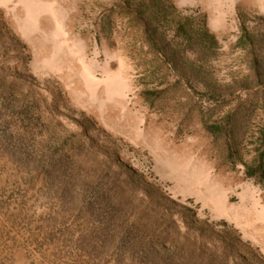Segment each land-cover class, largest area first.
Instances as JSON below:
<instances>
[{"label":"rangeland","instance_id":"rangeland-1","mask_svg":"<svg viewBox=\"0 0 264 264\" xmlns=\"http://www.w3.org/2000/svg\"><path fill=\"white\" fill-rule=\"evenodd\" d=\"M123 1L0 0V264H245L239 251L260 264L264 185L245 166L264 111L241 91L252 55L236 43L244 22L264 34V0H163L170 20L216 35L193 57L213 100L151 75L155 52ZM231 113L234 135L207 131ZM222 221L237 253L200 228L230 241Z\"/></svg>","mask_w":264,"mask_h":264},{"label":"trees","instance_id":"trees-1","mask_svg":"<svg viewBox=\"0 0 264 264\" xmlns=\"http://www.w3.org/2000/svg\"><path fill=\"white\" fill-rule=\"evenodd\" d=\"M119 5L120 9H125L128 12L127 14L142 27L145 40L155 52V57L151 60L149 66L152 76L157 72H162L166 75L167 80L177 78L175 82L177 85L181 84L184 80L189 83L195 81L192 86L195 87L200 84L202 87L204 86L208 89V91L203 92V96L208 95V100L215 99L212 82L205 80L207 78L206 68H204V65L193 60V57L196 56L194 52L196 49H200V51L212 49L219 43L216 35L209 31L206 20H199L196 30H192L191 26H189V22L194 19L193 16L186 17V20H170L172 9L163 0H136L135 2L133 0H124ZM262 20L264 21V18ZM173 24L175 26H172ZM171 31H174V34H171ZM263 41V33L253 30L245 22L242 23L236 45L241 50L248 51L249 55H252V58L248 64L249 74L242 81L240 88L241 91L254 89L256 101L264 111V54L259 50L260 43H263ZM164 92L165 90L149 89L147 90V95L150 96V99H154L152 96L158 97ZM235 115L237 113H231L225 117L223 122L215 123L209 122L205 118V127L210 134L216 137L234 135L235 128L237 127ZM227 145L230 152L229 156H232V144L227 143ZM117 162H119L120 166H123L120 160ZM245 173L249 179H253L256 183L264 185V127L259 135V146L253 163L246 164ZM125 174V180L129 183H133L137 178V174L130 169H127ZM190 202L194 204L193 200H190ZM195 208L199 209L200 206L196 205ZM174 221L179 226L187 227L188 225H195L197 218L195 216L189 218L187 216H175ZM221 225L225 226L228 235L230 233V241L223 238L222 235L216 234V230L211 226L209 229L206 226L200 227L199 225V227L202 232H208L209 234L217 235V237L220 236L219 238L227 248L233 253H237L235 247L238 243H243L242 240L239 237H237L238 241L234 240L233 234H235V231L229 228L226 221H222ZM238 254L242 261H245V264H248L249 260L255 257L253 252L250 251L248 254L239 251ZM255 258L253 259L255 260ZM233 261H235L234 258ZM260 264H264V261L261 260Z\"/></svg>","mask_w":264,"mask_h":264}]
</instances>
